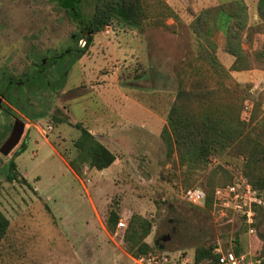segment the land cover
I'll use <instances>...</instances> for the list:
<instances>
[{"label": "rangeland", "instance_id": "rangeland-1", "mask_svg": "<svg viewBox=\"0 0 264 264\" xmlns=\"http://www.w3.org/2000/svg\"><path fill=\"white\" fill-rule=\"evenodd\" d=\"M160 1L176 17H163L159 0H146L157 10L142 28L113 21L87 44V36H78L77 22L56 0H0V82L4 77L25 78L43 59L61 67L60 73L53 65L43 72L48 89L32 84L14 94L19 104L2 103L26 123V129L10 155L0 153V210L10 221L0 244V264H139L124 242L136 214L152 222L146 238L152 254H182L184 264H192L201 247L221 242L236 251L238 238L242 248L247 228L215 205V191L221 186L208 204V177L223 167L231 177L229 184L246 178V157L231 150L218 152L188 182L177 157H167L162 137L180 89L189 88L187 80L182 85L178 70L198 56L199 41L190 28L194 14L235 0ZM244 1L249 28L242 47L260 50L263 34L254 35L250 43L252 29L261 22L259 0ZM94 2L85 0V22L93 15ZM215 41V55L229 70L235 58L225 52L222 32L215 33ZM72 48L84 51L80 56L66 53ZM230 74L245 92L243 119H251L254 105L260 104L255 126L264 117V69ZM13 116L0 109V147L15 122ZM78 123L116 155L107 172L85 167L79 177L68 165L77 155ZM24 140L31 146L16 157ZM12 160L18 180L9 182ZM191 189L205 192L202 204L188 201ZM256 192L262 201L255 207L256 234L264 240V189ZM112 210L119 212L125 227L108 229Z\"/></svg>", "mask_w": 264, "mask_h": 264}, {"label": "trees", "instance_id": "trees-1", "mask_svg": "<svg viewBox=\"0 0 264 264\" xmlns=\"http://www.w3.org/2000/svg\"><path fill=\"white\" fill-rule=\"evenodd\" d=\"M83 2L85 3V0ZM159 2L163 17H176L167 4L160 0ZM69 3L66 2L62 7L69 8L75 4ZM93 9V15L89 19L94 29L93 34L101 32L113 21L133 30L140 29L148 20V16L157 10L153 3H147L146 0H95ZM258 13L261 22L252 29L251 44L254 35H264V0L258 2ZM69 14L77 21L78 16L72 10ZM248 17L245 1L235 0L195 13L191 22L190 28L199 41L198 56L197 59L187 62V66L181 64L182 69L178 70L182 85L184 80H187L189 88L180 89L168 114L167 126L162 132L167 146V157H177L178 166L186 169L188 182L194 172L198 168L206 167L216 153L231 150L246 157L244 174L253 188L257 191L264 189V117L262 122L258 121L254 126L259 116L256 110H260V104H255L253 117L248 121L243 119L245 92L230 74L232 71L264 69V46L255 51L244 50L242 47L244 33L249 28ZM217 32H222L226 38L225 52L235 58L229 70L215 55ZM87 40L89 44L92 43V35ZM82 51L78 56L82 55ZM47 87L49 83L43 80L40 88L48 89ZM10 102L19 104L14 99ZM54 120L65 122L58 117H54ZM76 128L81 134L74 142L77 155L68 162L71 169L81 177L85 167L97 171L110 168L117 159L116 155L81 124H76ZM27 148L28 143L24 140L16 157L23 154ZM7 180H18L15 160L9 164ZM22 181L27 182L25 178ZM231 181L223 167L215 168L208 177V204L213 200L216 186L222 187ZM119 220V212L110 211L107 219L108 229L114 231ZM152 226V222L141 215L131 217L124 234V242L130 255L141 257L154 251L146 242ZM9 228L10 221L0 210V244ZM234 242L237 246L235 252L241 253L239 239ZM215 244L199 248L195 254V263H206L211 258L216 260L212 254ZM253 244L255 256H264V240L258 234L254 235Z\"/></svg>", "mask_w": 264, "mask_h": 264}, {"label": "built area", "instance_id": "built-area-1", "mask_svg": "<svg viewBox=\"0 0 264 264\" xmlns=\"http://www.w3.org/2000/svg\"><path fill=\"white\" fill-rule=\"evenodd\" d=\"M107 32L110 33V30ZM187 198L190 203L200 205L206 199V194L202 189H191L187 192ZM261 204L258 193L244 176L225 187H218L215 191V205L237 217L246 226L248 235L256 234L255 207ZM125 226V222L120 220L118 228ZM212 254L216 260L211 258L200 264H264V256L256 257L251 251L237 254L232 249H226L221 242L215 244ZM135 261L139 264H184L185 257L182 254L176 258L175 254L170 253H150ZM192 264H196L195 261Z\"/></svg>", "mask_w": 264, "mask_h": 264}, {"label": "flooded vegetation", "instance_id": "flooded-vegetation-1", "mask_svg": "<svg viewBox=\"0 0 264 264\" xmlns=\"http://www.w3.org/2000/svg\"><path fill=\"white\" fill-rule=\"evenodd\" d=\"M56 1L61 7H62V5L64 6L66 4V2L67 3H69V2L75 3V4H73V6H69V8H64V7H62V8L65 9L68 13L71 12V10H72V12H74L76 14V16H78L77 21H75V22H77V24L79 26V31H80L78 36L86 35L87 39H88V37L93 35V32H94L93 26L91 25V23L89 21L85 22L83 19L84 18V12H83L82 7L84 5V2H83L84 0H56ZM76 38H77V36H74V39H76ZM87 44H88V42H87ZM82 50H83L82 48H78L77 50H76V48H74V49L72 48V49L67 50L66 53L71 51L72 54L78 55L79 52ZM54 63H55V61H49V60L43 59L41 61V63H39V65H37L35 68H33L31 73L29 75H27L25 78L15 80L14 78H11V77H8V78L4 77V81L0 82V109L5 111L7 114L13 116L15 113L13 112V110L10 107L2 104L3 101H7L10 104H12L10 101H11V99L15 98L14 94L16 92H19L21 90L23 91V89H26L27 86L30 87V85H32V84H35L36 86L38 85L40 87L43 80L44 81L46 80V82H47L48 79L44 76L43 72L45 70H47V67L49 65L55 66ZM54 68H55V72L60 73L61 67L55 66ZM28 93L29 92L27 91V94ZM14 118H15V120L17 119L16 117H14ZM13 125H14V123L9 127V131H8L9 134H7L3 138V140H4L3 144L10 137L12 130H13Z\"/></svg>", "mask_w": 264, "mask_h": 264}, {"label": "water", "instance_id": "water-1", "mask_svg": "<svg viewBox=\"0 0 264 264\" xmlns=\"http://www.w3.org/2000/svg\"><path fill=\"white\" fill-rule=\"evenodd\" d=\"M26 123L20 119H16L10 137L0 148V153L8 156L17 147L25 133Z\"/></svg>", "mask_w": 264, "mask_h": 264}, {"label": "crops", "instance_id": "crops-1", "mask_svg": "<svg viewBox=\"0 0 264 264\" xmlns=\"http://www.w3.org/2000/svg\"><path fill=\"white\" fill-rule=\"evenodd\" d=\"M232 61V60H231ZM233 63V62H232ZM26 129V128H25ZM28 143V142H27ZM31 146V145H30ZM30 146H28V148H27V150L24 152V153H26L28 150H29V148H30ZM52 149H53V151L55 152V153H57V151H56V149L54 148V147H52ZM23 153V154H24ZM22 155V154H21ZM115 163H116V161H115ZM69 165V164H68ZM109 169V168H108ZM108 169H106V170H103L104 172H107V170ZM117 170H118V167L116 168V171H114L112 174L113 175H116V172H117ZM103 172V173H104ZM258 234V233H257ZM254 235L255 234H253V235H248V233L247 232H245L241 237H242V239H241V241H242V251H251V252H254V249H253V237H254Z\"/></svg>", "mask_w": 264, "mask_h": 264}]
</instances>
